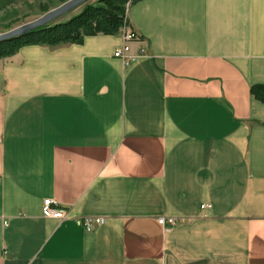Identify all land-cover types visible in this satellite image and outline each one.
<instances>
[{
	"label": "crops",
	"instance_id": "crops-1",
	"mask_svg": "<svg viewBox=\"0 0 264 264\" xmlns=\"http://www.w3.org/2000/svg\"><path fill=\"white\" fill-rule=\"evenodd\" d=\"M127 28V65L120 33L0 59V264H264V0H140Z\"/></svg>",
	"mask_w": 264,
	"mask_h": 264
},
{
	"label": "trees",
	"instance_id": "trees-1",
	"mask_svg": "<svg viewBox=\"0 0 264 264\" xmlns=\"http://www.w3.org/2000/svg\"><path fill=\"white\" fill-rule=\"evenodd\" d=\"M66 1L61 0V4ZM138 1L96 0L85 3L77 14L64 21H54L22 37L0 42V59L10 58L24 46L78 45L88 36L118 35L121 28L127 26L128 9ZM10 25H2L5 32L11 29ZM249 93L256 101L264 104V85L251 86Z\"/></svg>",
	"mask_w": 264,
	"mask_h": 264
},
{
	"label": "built area",
	"instance_id": "built-area-1",
	"mask_svg": "<svg viewBox=\"0 0 264 264\" xmlns=\"http://www.w3.org/2000/svg\"><path fill=\"white\" fill-rule=\"evenodd\" d=\"M120 35L122 38V46L113 53V58L120 60L123 64L127 65L134 62L139 56L145 53L144 49H140L138 54H130V43L138 41V37L135 33L130 31L126 25H124L120 30ZM207 207L203 206L202 208ZM41 215L47 219H54L59 222H63L67 219V211L60 207L57 201L52 199H46L41 205ZM157 223L162 227H172L177 224L175 219L159 218ZM104 224V219L101 217H85L82 219V226L86 232H90L94 227H98Z\"/></svg>",
	"mask_w": 264,
	"mask_h": 264
},
{
	"label": "rangeland",
	"instance_id": "rangeland-1",
	"mask_svg": "<svg viewBox=\"0 0 264 264\" xmlns=\"http://www.w3.org/2000/svg\"><path fill=\"white\" fill-rule=\"evenodd\" d=\"M60 5L61 0H0V34L5 33L2 25L10 23L14 29Z\"/></svg>",
	"mask_w": 264,
	"mask_h": 264
},
{
	"label": "water",
	"instance_id": "water-1",
	"mask_svg": "<svg viewBox=\"0 0 264 264\" xmlns=\"http://www.w3.org/2000/svg\"><path fill=\"white\" fill-rule=\"evenodd\" d=\"M88 1L89 0H68L60 6L46 12L38 19L25 23L5 33L0 34V42L22 37L31 31H34L42 26L48 25L54 21H57L61 17L83 6Z\"/></svg>",
	"mask_w": 264,
	"mask_h": 264
}]
</instances>
